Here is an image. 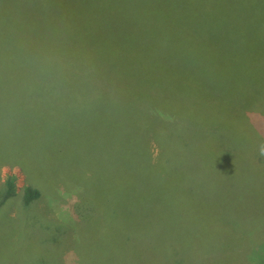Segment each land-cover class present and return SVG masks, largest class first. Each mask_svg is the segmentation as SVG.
Instances as JSON below:
<instances>
[{
    "label": "rangeland",
    "instance_id": "374dc122",
    "mask_svg": "<svg viewBox=\"0 0 264 264\" xmlns=\"http://www.w3.org/2000/svg\"><path fill=\"white\" fill-rule=\"evenodd\" d=\"M212 19L179 27L172 17L118 36L93 58V114H11L13 86L0 81L8 156L67 149L91 128L93 176L81 190L99 218L61 225L74 222L77 190H57L60 181L40 188L34 223L22 204L26 174L0 166V189L8 176L18 188L0 211V264H264V18L249 51Z\"/></svg>",
    "mask_w": 264,
    "mask_h": 264
},
{
    "label": "trees",
    "instance_id": "16d2710c",
    "mask_svg": "<svg viewBox=\"0 0 264 264\" xmlns=\"http://www.w3.org/2000/svg\"><path fill=\"white\" fill-rule=\"evenodd\" d=\"M263 9L264 0H0V81L13 86L11 114H58V109L65 114H93L89 112V96L96 78L100 80L93 58L102 49L109 53V44H115L121 34L138 35L150 28L149 24L165 26L161 22L164 19L174 17L179 27H185V19L213 18L218 29L235 36L238 49L249 51L256 46L252 37L258 29L256 22L264 18ZM137 40L135 36L133 41ZM41 54L61 58L76 74L73 82L58 93L34 83L26 71L28 62ZM202 80L200 87L214 89L211 83L204 86ZM240 95L239 91L234 94L236 100ZM227 99L232 101L230 96ZM229 108L234 109L232 103ZM241 110L236 108L238 114H245ZM0 111L6 114L4 108ZM95 141L91 128L84 126L67 149L31 146L22 151L15 147L8 151L9 156L0 151V166H18L27 176L30 185L23 190L22 204L34 223H42L33 206L42 196L40 188L48 190L50 182L60 181L57 190H77L76 202L70 207L74 222L60 224L99 222L89 208L86 195L90 191L85 187L81 190V185L93 176L89 160L94 152L89 148ZM42 170L48 173L47 183L40 174ZM151 171V175L158 174L162 179L160 170ZM16 182L15 176H8L3 183L0 211L17 197Z\"/></svg>",
    "mask_w": 264,
    "mask_h": 264
},
{
    "label": "clouds",
    "instance_id": "9594fccd",
    "mask_svg": "<svg viewBox=\"0 0 264 264\" xmlns=\"http://www.w3.org/2000/svg\"><path fill=\"white\" fill-rule=\"evenodd\" d=\"M26 71L34 83L42 85L54 93H58L72 83L76 77L73 68L68 63L50 54L34 57L28 62Z\"/></svg>",
    "mask_w": 264,
    "mask_h": 264
}]
</instances>
